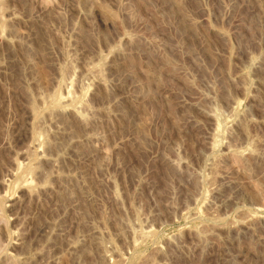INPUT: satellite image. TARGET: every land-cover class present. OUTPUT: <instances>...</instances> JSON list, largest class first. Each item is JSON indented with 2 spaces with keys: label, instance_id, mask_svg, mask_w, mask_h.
Here are the masks:
<instances>
[{
  "label": "rangeland",
  "instance_id": "rangeland-1",
  "mask_svg": "<svg viewBox=\"0 0 264 264\" xmlns=\"http://www.w3.org/2000/svg\"><path fill=\"white\" fill-rule=\"evenodd\" d=\"M0 264H264V0H0Z\"/></svg>",
  "mask_w": 264,
  "mask_h": 264
}]
</instances>
